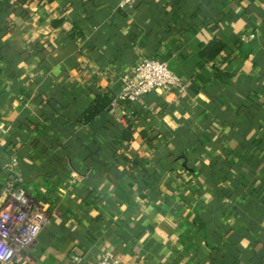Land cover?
Instances as JSON below:
<instances>
[{
    "label": "crops",
    "instance_id": "1",
    "mask_svg": "<svg viewBox=\"0 0 264 264\" xmlns=\"http://www.w3.org/2000/svg\"><path fill=\"white\" fill-rule=\"evenodd\" d=\"M118 1L0 0V126L47 218L24 264H264V0ZM144 55L183 90L79 122Z\"/></svg>",
    "mask_w": 264,
    "mask_h": 264
},
{
    "label": "built area",
    "instance_id": "2",
    "mask_svg": "<svg viewBox=\"0 0 264 264\" xmlns=\"http://www.w3.org/2000/svg\"><path fill=\"white\" fill-rule=\"evenodd\" d=\"M138 0H119L118 7L130 9ZM243 39L245 37L243 36ZM120 86L115 92L108 115L123 121L134 103H141L150 92L183 90L185 83L172 71L165 60L154 56H142L120 77ZM2 135L9 127L0 126ZM5 135L1 143H6ZM6 153L0 166V264H24L30 261L29 248L45 226L47 218L37 198L26 185L21 171V157L16 147ZM75 262L80 257L74 256ZM99 264H141L139 260L122 262L109 251L102 252Z\"/></svg>",
    "mask_w": 264,
    "mask_h": 264
},
{
    "label": "trees",
    "instance_id": "3",
    "mask_svg": "<svg viewBox=\"0 0 264 264\" xmlns=\"http://www.w3.org/2000/svg\"><path fill=\"white\" fill-rule=\"evenodd\" d=\"M223 44L219 40H213L208 45L203 47L202 55L206 57L208 60L214 59L223 49ZM114 94L106 92L103 94H97L95 95L94 99L88 104V106L85 108V110L82 112V114L79 115V122L81 123H90L92 122L96 117L98 116H104L105 114L108 115L107 110L109 108L110 102L113 98ZM109 116V115H108ZM25 123V121H19V127H22ZM130 130L128 128L122 129V134L124 139H130ZM9 133V132H8ZM13 135L7 136L6 138V144L1 145L0 144V166L2 161L4 160V155L11 152V148L14 147L13 143ZM36 140L31 143V145L35 146ZM19 153V156L21 157L22 154L20 153V150H17ZM2 154V156H1ZM4 154V155H3ZM57 171V170H53Z\"/></svg>",
    "mask_w": 264,
    "mask_h": 264
}]
</instances>
